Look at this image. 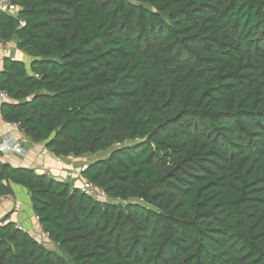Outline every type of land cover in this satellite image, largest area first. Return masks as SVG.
<instances>
[{
    "label": "trees",
    "instance_id": "16d2710c",
    "mask_svg": "<svg viewBox=\"0 0 264 264\" xmlns=\"http://www.w3.org/2000/svg\"><path fill=\"white\" fill-rule=\"evenodd\" d=\"M12 2L0 40L33 62L5 60L2 117L106 154L83 176L109 202L0 164L60 251L4 221L0 264H264V0Z\"/></svg>",
    "mask_w": 264,
    "mask_h": 264
},
{
    "label": "crops",
    "instance_id": "0c3cea01",
    "mask_svg": "<svg viewBox=\"0 0 264 264\" xmlns=\"http://www.w3.org/2000/svg\"><path fill=\"white\" fill-rule=\"evenodd\" d=\"M6 59L20 61L25 64L29 72L31 70L33 59L29 55L20 51L15 43H3L0 40V72L3 71ZM3 103L14 102L0 98V143L4 138L17 140L21 142L27 155L22 157L14 155L15 153L1 154L0 164L29 169L40 176L69 183L72 188L80 189L86 179L81 169L84 165L94 161L97 156L56 157L44 143L32 142L17 125L10 124L3 119L1 114ZM10 187L13 191L12 195L0 196V224L4 221L15 223L17 227L22 228L37 241L43 243L41 241L43 230L34 214L29 192L19 185L11 184ZM45 236L48 238L46 234Z\"/></svg>",
    "mask_w": 264,
    "mask_h": 264
},
{
    "label": "built area",
    "instance_id": "2783aa9c",
    "mask_svg": "<svg viewBox=\"0 0 264 264\" xmlns=\"http://www.w3.org/2000/svg\"><path fill=\"white\" fill-rule=\"evenodd\" d=\"M0 12L4 14L17 16L19 12V7H17L12 2V0H0ZM25 26L26 23L21 22V27H25ZM0 98L8 99L7 95L2 91H0ZM14 152H17L21 156L27 155V152L22 146L21 142L14 141L10 138H4L0 143V153L5 154V153H14ZM87 168H88V164L84 165L83 168L81 169V172L83 173ZM80 190L82 193L92 197L96 201H100L104 203L109 202L108 195L104 191H102L101 189L90 183L87 179L84 180V184L81 186ZM19 207L22 208L21 206ZM19 229L23 230L22 228Z\"/></svg>",
    "mask_w": 264,
    "mask_h": 264
},
{
    "label": "rangeland",
    "instance_id": "374dc122",
    "mask_svg": "<svg viewBox=\"0 0 264 264\" xmlns=\"http://www.w3.org/2000/svg\"><path fill=\"white\" fill-rule=\"evenodd\" d=\"M14 141H17V140H14ZM15 154L14 155H16V156H21L20 154H18L17 152H14ZM106 154H99L97 157H103V156H105ZM22 157H24V156H22ZM42 235H43V238H42V242L43 243H45L47 246H49V247H51V248H53V249H55V247L53 246V244L48 240V238L45 236V234H44V232H42ZM46 237V238H45ZM55 250H57L58 252H60L57 248L55 249Z\"/></svg>",
    "mask_w": 264,
    "mask_h": 264
}]
</instances>
